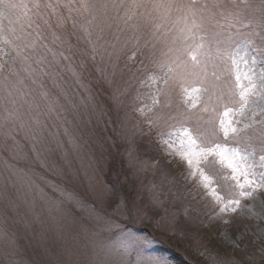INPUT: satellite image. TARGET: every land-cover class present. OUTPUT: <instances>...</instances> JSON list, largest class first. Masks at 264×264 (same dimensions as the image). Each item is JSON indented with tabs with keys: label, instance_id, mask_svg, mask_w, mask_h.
Returning <instances> with one entry per match:
<instances>
[{
	"label": "snow or ice",
	"instance_id": "obj_1",
	"mask_svg": "<svg viewBox=\"0 0 264 264\" xmlns=\"http://www.w3.org/2000/svg\"><path fill=\"white\" fill-rule=\"evenodd\" d=\"M79 89L87 102L75 101ZM81 104L112 115L113 142L127 154V169L116 172L123 181L90 183L95 201H76L96 225L107 231L139 220L162 232L190 230L168 212L169 200L179 201L189 215L163 152L210 198L209 220L239 213L255 221L262 246L248 260L264 264V0H0V264H20L13 257L26 238L3 223L17 207L13 188L34 161L45 166L49 128L69 112L79 119ZM129 173L137 194L147 190L141 203ZM117 239L115 250L101 244L90 253L40 243L31 264H173L146 247L156 242L150 234Z\"/></svg>",
	"mask_w": 264,
	"mask_h": 264
},
{
	"label": "rangeland",
	"instance_id": "obj_2",
	"mask_svg": "<svg viewBox=\"0 0 264 264\" xmlns=\"http://www.w3.org/2000/svg\"><path fill=\"white\" fill-rule=\"evenodd\" d=\"M79 91L81 95L74 97L75 101L78 104L81 100L87 102L89 94L83 89ZM104 99H107L106 94ZM80 113L79 119L70 112L66 113L67 120L64 123L56 122L55 127L49 128L54 136L48 138V150L41 156L46 162L45 166L41 167L34 161V170L27 173L23 183L13 188L17 207L10 210L11 219L3 223L14 224L21 235H26L22 242L24 247L13 259L20 264H31L36 258L34 250L42 251L38 248L40 243L50 245L53 251L70 246L80 253H90L96 245L101 244L115 250L119 247L117 237L121 232L129 231L141 237L150 234L156 242L146 247L167 252L173 264H219L220 260L249 264V255H259L256 249L262 245L252 235L256 231L255 221L239 213L221 214L209 220L210 198L201 199V190L195 187L193 181H185L181 175L177 168L179 162H172L170 158L164 157L163 152L160 153L163 165L172 169L180 181L181 191L186 194L184 206L188 208L189 215L185 216L183 206H177L179 201L172 204L169 200L168 212L178 220H187L190 230L183 234L179 231L162 232L139 220L129 223L119 217L120 223L107 231L96 225L89 217L87 208H77L76 201L82 197L90 202L95 201L90 183L112 188L117 179L123 181L124 177H117L116 172L121 168L127 169V154L121 145L113 142L111 114H92L90 107L85 112L83 104L80 105ZM86 132L94 135L89 136ZM9 162L17 167L25 163L15 160ZM2 170L3 161L0 160ZM129 179L134 181L133 195L137 203L143 202L148 196L147 190L137 194L139 181H135L131 173ZM151 179L153 175L149 172L145 183ZM193 196L196 198L193 199ZM125 199H128L127 193ZM259 199L264 201V193L259 194ZM243 203L247 205L254 202ZM256 210L259 211V207ZM164 214L161 209L160 215ZM82 224L89 226L87 231L82 230ZM246 228L249 229L248 233H245ZM29 241H32L31 247H28ZM128 259H136L135 249L131 250Z\"/></svg>",
	"mask_w": 264,
	"mask_h": 264
}]
</instances>
